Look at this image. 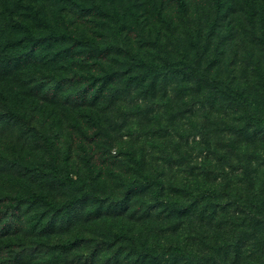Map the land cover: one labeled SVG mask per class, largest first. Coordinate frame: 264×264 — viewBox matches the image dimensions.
Masks as SVG:
<instances>
[{"label":"rangeland","instance_id":"374dc122","mask_svg":"<svg viewBox=\"0 0 264 264\" xmlns=\"http://www.w3.org/2000/svg\"><path fill=\"white\" fill-rule=\"evenodd\" d=\"M223 1L219 7L214 0H187V11L182 13L178 0H0V23L3 18L20 19L32 25L37 36L57 29L92 37L98 46L70 40L46 50L49 57L51 52L64 53L63 61L54 63L51 78L56 81L49 84L65 90L63 124H14L13 135H0V252L12 238L16 245L15 239L29 228L39 227L54 242L58 230L72 244L76 240L78 264H104L103 257L110 252L100 244L99 224L105 215L122 210L126 203L120 195L81 202L63 213L43 204L8 201L10 193L38 191L59 204L83 185V181L66 183L69 172L75 177L96 175L107 189L134 174L132 154L143 155L150 166L156 162L153 156L165 157L169 150L176 152L172 161H186L169 170L201 181L203 187L213 182L223 191L231 173L243 172L241 141L250 123L244 106L216 83L225 82L229 89L240 87L249 95L255 89L245 86L248 79L264 78V0ZM28 4L38 7L39 19L29 15ZM98 5L105 10L116 8L125 16L124 47H109L117 41L113 22L100 13ZM1 32L4 40L7 32ZM124 48L156 64L190 62L201 76L150 75ZM105 73L108 77L100 80L98 76ZM39 85L29 87L35 86L36 91ZM167 103L175 106L173 115L167 112ZM0 130L10 131L7 124H0ZM250 132L257 139L264 137L259 129ZM44 134H51L57 145L51 158L43 151ZM11 142L19 144L17 150L29 151H24L22 160L37 158L33 162L45 169L58 163L61 176L19 167L22 177L8 184V172L17 170L7 157L12 149L4 145ZM260 151L264 155V149ZM110 163L116 164L115 172L107 167ZM184 182L188 188L194 185ZM160 205H165L163 199L154 198L144 206L150 213L164 212ZM80 234L83 237L78 239Z\"/></svg>","mask_w":264,"mask_h":264},{"label":"trees","instance_id":"16d2710c","mask_svg":"<svg viewBox=\"0 0 264 264\" xmlns=\"http://www.w3.org/2000/svg\"><path fill=\"white\" fill-rule=\"evenodd\" d=\"M214 1L219 7L225 3L223 0ZM178 5L182 13L187 11V0H178ZM26 10L32 18H40L37 6L28 4ZM98 10L113 22L117 41L109 47H124L125 16L116 8L105 10L98 5ZM261 13L264 18V8ZM133 16L136 14L133 13ZM7 19L3 18L0 23V35L4 34L1 30L7 32L4 40L0 37V124H7L10 131L0 130V135L5 132L13 135L14 124H63L62 111L65 107L61 103L65 90L60 85L49 84L56 81L51 78L52 71L55 72L54 63L63 61L64 53L51 52L53 56L49 57L46 50L54 43L70 40L98 47L95 40L57 29L37 36L32 25L26 21ZM125 51L150 75L181 73L191 77L201 76L200 69L190 62L156 64L142 58L138 52L127 48ZM98 77L101 80L108 74ZM31 83H40L38 90H33L35 86L29 87ZM216 84L244 106L246 120L250 123L246 124L244 140L241 141L243 172L231 173L223 191L213 182L203 187L201 181L170 171L172 167H182L186 161H172L176 152L169 150L170 154L165 157L153 156L152 160L156 162L150 166L143 155L132 154L134 174L122 177L120 185L102 188L96 175L81 173L75 177L69 172L64 180L66 183L76 185L83 181V185L59 204L48 194L38 191L29 194L17 192L14 196L10 193L8 201L43 204L63 213L81 202L120 195L126 203L122 210L105 215L99 224L100 244L110 252L103 257L104 264H264V155L260 151L264 149V137L257 139L250 132L251 128L264 131V78L253 76L248 79L245 86L255 89L249 95L240 87L229 89L225 82ZM166 105L167 112L173 115L175 106L172 103ZM43 140V151L51 158L57 145L51 134H44ZM4 145L12 149L13 153L7 157L17 168L8 172V184L14 185L22 177L19 167L32 173L61 176L58 163L54 162L45 169L42 164L33 162L37 158L22 160L24 151L28 154L29 151L17 150L18 143ZM15 150L17 152L14 153ZM36 150L40 152L38 148ZM26 161L28 164H24ZM115 165L110 163L107 167H113L115 172ZM190 175L193 178L197 176L192 172ZM184 179L194 185L186 187ZM154 198L163 199L165 205L160 207L166 209L164 212L150 213L145 208L144 205ZM102 223L107 227H103ZM58 231L54 242L53 237L42 228H29L23 236L15 239L16 245L12 238L5 251L0 252V264H78L77 241L72 244ZM82 237L80 234L78 239Z\"/></svg>","mask_w":264,"mask_h":264}]
</instances>
